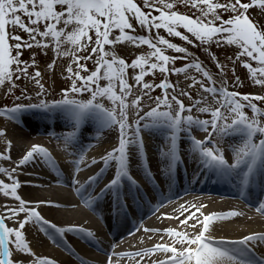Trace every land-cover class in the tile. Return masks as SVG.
<instances>
[{
  "label": "snow or ice",
  "instance_id": "snow-or-ice-1",
  "mask_svg": "<svg viewBox=\"0 0 264 264\" xmlns=\"http://www.w3.org/2000/svg\"><path fill=\"white\" fill-rule=\"evenodd\" d=\"M181 7L195 11L189 15ZM259 18H264V0H0V97L12 99V106L0 107V117L20 124L25 115L39 114L51 129L48 135L62 141L63 151L73 157L68 183L89 208L107 196L110 211L127 214L132 205L139 206L148 197L149 202H157L155 212L172 202L171 191L180 169L187 175L185 160L195 165L193 181H199L202 174L233 185L246 197L254 186L264 189V108L258 106L264 104V93L229 90L227 77L231 72L233 87H242L236 72L239 65L247 70L252 84L264 90V23ZM170 38L209 53L217 76L188 47ZM126 45L141 49L130 62L118 51ZM213 45L231 46L236 51L226 57L227 62H221L210 51ZM49 51L53 56L46 65L48 70L58 60L69 61L63 77L66 86L55 96L54 89L45 86L37 60L40 55L47 57ZM89 61L93 69L88 67ZM177 61L185 63L177 67ZM193 70L200 79L191 74ZM157 74L162 77L159 83L146 80ZM181 75L190 81L188 90L170 79ZM157 89L161 94L153 96ZM209 96L214 104L209 103ZM185 97L190 104L184 103ZM194 109L210 119H201ZM196 131L206 133L205 137L196 138ZM105 134L114 136L110 150L89 160L87 154L95 147L90 141L100 143ZM146 134L160 137L153 157L148 153ZM0 139L7 143L0 161L14 165H0V175L8 181L0 179V194L16 202L0 205L4 209L0 213V264H62L54 257L36 254L25 233L29 223L39 225L40 232L79 264H88L77 256L65 234L89 240L94 233L80 226L58 227L37 209L59 204L33 203L19 194L22 184L17 170L28 165L47 166L61 182L52 153L43 145L31 144L13 161L6 130L0 129ZM96 165H101L99 171L81 182L79 173ZM136 168L147 187L134 178ZM102 180H106L104 186L93 195ZM204 207L179 206L181 215L188 213L185 218L169 219L179 220L184 230H163L171 243H156L135 253L109 251L104 264H120L125 258L135 264H142L145 258L150 264H264V255L257 254L264 249V232L218 239L213 235L214 222L242 213L206 215ZM255 210L264 216V200Z\"/></svg>",
  "mask_w": 264,
  "mask_h": 264
},
{
  "label": "bare ground",
  "instance_id": "bare-ground-1",
  "mask_svg": "<svg viewBox=\"0 0 264 264\" xmlns=\"http://www.w3.org/2000/svg\"><path fill=\"white\" fill-rule=\"evenodd\" d=\"M25 103H27V101H25ZM209 103L214 104V101L210 96ZM194 114L200 115L201 119H210L207 115L197 114L195 109ZM22 120V123L17 124L0 117V129L6 130L7 138L12 141L10 152L12 160L18 161L31 144L43 145L49 149L57 162L60 169L61 182H57L56 173L52 172L47 166L28 165L23 169L17 170L21 173L18 176V179L22 184V187L19 189V194L24 199L30 200L33 203L43 200L50 201L52 204H59L60 207L41 205L37 209L44 219L56 224L58 227L80 226L86 230L92 231L94 234H100L101 228L99 222H97V219L93 218L85 207L82 206L84 203L81 201V198L76 195L74 188L68 183L70 177L67 174L72 170V164L66 153L63 151V142L48 135V132L51 129L46 127V122L40 118L39 114L25 115ZM56 131L59 132L60 128L57 127ZM194 135L198 139H203L206 133L196 131ZM145 139L148 146L149 156L153 157L149 150L152 143L157 142L158 140L155 136H152L151 138L145 136ZM151 139L153 141H151ZM113 140L114 136L105 134L104 140L100 143H97L94 140L90 141L95 147L89 150L87 158L89 160L93 156L99 158V156L106 150H110ZM186 143L187 142L185 141L182 146H186ZM6 151L7 143L3 139H0V152ZM0 165L5 167L14 166L9 162L3 161H0ZM185 165L187 166V171H190L192 163L185 160ZM100 167L101 165H96L91 169H85L79 173L78 178L81 182H84L89 176L96 174ZM180 170L183 171V168ZM110 174L111 172L106 175ZM132 174L138 182H142L143 178L138 172V168L134 169ZM0 179H4L5 182H8L7 178L2 175H0ZM105 182L106 180H102L99 186L103 187ZM99 191L100 189L96 190L95 193H98ZM171 195L173 196L172 202L164 204L163 207H159L155 212L153 211V208L157 203L156 201L148 203L145 198L143 202H140L139 206L133 205L136 207L137 211L143 210V216L136 222L132 223L130 228L122 235L115 238L113 242L109 244L105 252H103V256H94L92 252L85 247L84 243H90L91 245L94 244L93 239L84 240L78 238L77 234L66 233V240L76 252L77 256L87 260L88 264H104L109 251H114L116 253H135L143 248L151 247L156 243H171V239L167 235H164L163 230L170 227L180 231L184 230L183 226L179 224V220L169 219V217H179L181 220L185 218L188 213L181 215L180 211H177L181 204H185L186 206L204 204L206 207H204L202 211L206 215L227 211H237L242 213V215L233 217L228 221L214 222L213 235L218 239L221 237L227 239H239L243 235L253 232H264V217L256 212V207L250 209L245 208L243 204L236 200L234 192L221 191L215 188H186ZM101 200L105 201V204H102V210L104 212L110 214L115 213L110 211L109 197L106 196ZM101 200H99L98 203ZM5 203L11 205L16 202L9 198H5L0 194V205ZM3 212V207H0V213ZM98 214L100 218H106L101 210L98 211ZM188 223L191 224L192 221L190 220ZM9 226L15 225L9 224ZM146 229L154 231H146ZM189 231H191V229H189ZM25 233L27 239L31 242L33 250L38 256L54 257L61 261L62 264H79V260L70 256L63 247H58L56 244L52 243L47 236L40 232L39 225L29 223L26 225ZM162 235L164 236L163 240H161ZM257 254L264 255V249H258ZM115 259L116 257L114 256L113 260L115 261ZM136 259H139V257ZM120 264H135V261L125 258L120 261ZM142 264H150L149 258H145Z\"/></svg>",
  "mask_w": 264,
  "mask_h": 264
},
{
  "label": "rangeland",
  "instance_id": "rangeland-1",
  "mask_svg": "<svg viewBox=\"0 0 264 264\" xmlns=\"http://www.w3.org/2000/svg\"><path fill=\"white\" fill-rule=\"evenodd\" d=\"M219 2L225 3L226 0H219ZM180 11L181 12H187L189 15H192V13L195 10L190 11L189 9L181 7ZM196 14L198 15V13H196ZM254 15H255V13H254ZM225 18H227V14H225ZM259 19H260L261 23H264V18H259ZM138 34L146 35L147 33L139 32ZM161 34L166 35V33L163 30H161ZM170 39H172V41L174 43H177L181 46L188 47L190 51H192L196 54V56L204 64V66L206 68H208L213 73L214 77L217 76V70H216V68H215V66L211 60L209 53L204 52V50L202 48L201 49H195L189 45H185L184 42L180 41L178 38H170ZM143 50L147 51L146 46H143ZM118 51L122 57H124L125 59H127L130 62L131 59H134L135 56L140 53L141 49H136L132 45H126V46H120ZM210 51L212 53H214L219 58V60L221 62H227L226 57L233 56L236 49L234 47H231V46L217 48L215 45H213L211 47ZM169 54H173V53H169ZM52 56H53L52 52L49 51L47 57L40 55L37 57V60H38V64H39V70L42 72V74L44 76L43 82L45 83V86L49 88L50 91H52L54 89L53 95L55 96L56 93H58L63 87L66 86V82H65L63 77L67 75L65 69H66V66H67L69 61L68 60H58L55 68L52 70H48L46 65H47V63L51 62ZM24 59H26V60L29 59L28 52H25ZM184 63H185V61H177L176 66L180 67ZM88 67L90 69H93V64L91 61L88 62ZM229 68H231L230 63H229ZM30 71H34V70L30 69ZM236 72H237V75H239L241 77V80L243 81V86L239 87V88H234L233 87L234 78L232 77L231 72H229L228 77H227L229 90H236V91H239L240 93H252V94L264 93V90L260 89L258 86H254L252 84V82L248 79L246 69L237 65ZM130 73H131V70H130ZM191 74L196 75L198 79L201 78L199 76V74L195 73L194 70L192 71ZM161 79H162V77L160 76V74H157L154 79L151 76L146 77V80H148L150 82H154V83H159ZM170 79L173 83L179 82V86L181 88L188 90L187 89V83L190 81H185L183 75H181L179 77L171 76ZM130 82L134 83V81H130ZM218 84H219V80H218ZM192 91H193L194 98H198L196 96L195 91L194 90H192ZM170 92H171V90H170ZM160 94L161 93H160L159 89H157L154 93H152L153 96L160 95ZM56 98H59V97H56ZM84 98H87V94H85ZM183 99H184V103L186 105L191 103L186 97ZM105 104H106V106H110L109 102H107V101H105ZM4 105L12 106V99L0 97V107H2ZM258 106L264 108V104H258ZM245 111L248 112V114L251 116V112L249 110L246 109ZM193 112H194V110H193ZM146 136H148V135L146 134ZM151 141H152V139H151ZM68 159H70V161H71L73 159V157L68 156ZM142 183H143L144 187H147V184L144 180L142 181Z\"/></svg>",
  "mask_w": 264,
  "mask_h": 264
}]
</instances>
